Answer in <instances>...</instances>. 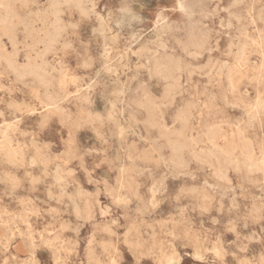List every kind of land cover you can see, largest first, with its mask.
Returning a JSON list of instances; mask_svg holds the SVG:
<instances>
[{"label":"rangeland","instance_id":"374dc122","mask_svg":"<svg viewBox=\"0 0 264 264\" xmlns=\"http://www.w3.org/2000/svg\"><path fill=\"white\" fill-rule=\"evenodd\" d=\"M263 27L264 0L1 3L0 264H264Z\"/></svg>","mask_w":264,"mask_h":264},{"label":"bare ground","instance_id":"6f19581e","mask_svg":"<svg viewBox=\"0 0 264 264\" xmlns=\"http://www.w3.org/2000/svg\"><path fill=\"white\" fill-rule=\"evenodd\" d=\"M4 1L5 0H0V4L1 3H4ZM67 1V0H66ZM182 6V5H181ZM184 7V6H183ZM215 7V6H214ZM187 8H189L188 6H187ZM204 8V7H203ZM190 10H191V8H190ZM189 10V11H190ZM8 11V10H7ZM188 11V12H189ZM192 11V10H191ZM190 11V12H191ZM202 11V10H201ZM238 14V13H237ZM212 15V14H211ZM167 17H169V16H167ZM237 17H239V16H237ZM52 18H53V16H52ZM240 18V17H239ZM54 19V18H53ZM237 19V18H236ZM218 20H220L219 18H218ZM226 20V19H225ZM239 20V19H238ZM55 21V20H54ZM117 21H119V19L117 20ZM234 21H236L235 19H234ZM240 21V20H239ZM240 23V22H239ZM57 24V23H56ZM241 26V25H240ZM242 27V26H241ZM92 28V27H91ZM264 28V27H263ZM95 29V28H94ZM176 30H177V28H176ZM99 31V30H98ZM141 31V30H140ZM142 31H144V30H142ZM94 32V31H93ZM242 33V32H241ZM96 34V33H95ZM188 34V33H187ZM98 35V34H97ZM189 35V34H188ZM192 35V34H191ZM100 36V35H99ZM101 37V36H100ZM41 38V37H40ZM102 38V37H101ZM102 40V39H101ZM151 40V39H150ZM100 41V40H99ZM151 41H153V40H151ZM199 41H200V39H199V37L197 36V35H193L192 37H191V42L192 43H194V44H196V45H198L199 44ZM44 42H46V41H44ZM116 42V41H115ZM155 44V43H154ZM143 45V44H142ZM193 45V44H192ZM156 46V45H155ZM127 49H128V47H127ZM164 49V48H163ZM154 50V49H153ZM157 50V49H156ZM205 51V50H204ZM197 55H198V53H197ZM157 57V56H156ZM154 58V57H153ZM161 58H163V57H161ZM81 60V59H80ZM83 60V59H82ZM60 63V62H59ZM82 63V62H81ZM84 63H85V61H84ZM8 64V63H7ZM86 64V63H85ZM175 66H177V63L175 62V60L174 59H172V58H164V59H156L155 61H154V67L157 69V70H159V71H169V72H171L172 71V69L175 67ZM203 67V66H202ZM4 68V67H3ZM84 68V67H83ZM85 69V68H84ZM57 70V69H56ZM40 72V71H39ZM163 74V73H162ZM220 74H221V72H220ZM165 75V74H164ZM60 76V75H59ZM96 77V76H95ZM98 77V76H97ZM34 78V77H33ZM61 79V78H60ZM63 81V80H62ZM156 81V80H155ZM159 81V80H158ZM63 83V82H62ZM160 83V82H159ZM93 84V83H92ZM169 86V85H168ZM166 88H168V87H166ZM81 89V88H80ZM87 89V88H86ZM93 89H94V87H93ZM162 90V89H161ZM84 91V90H83ZM92 91V90H91ZM174 91V90H173ZM166 93V92H165ZM69 94V93H68ZM90 94V93H89ZM145 94V93H144ZM153 94V93H152ZM250 95V94H249ZM90 96V95H89ZM142 96V95H141ZM144 97V96H143ZM146 98H147V96H145ZM144 97V98H145ZM147 100V99H146ZM147 102V101H146ZM111 104V103H110ZM112 105V104H111ZM230 105V104H229ZM19 106V105H18ZM41 107H42V105H41ZM63 107V106H62ZM31 108V107H30ZM66 109V108H65ZM134 109V108H133ZM42 110V109H41ZM67 111V110H66ZM65 111V112H66ZM37 112V111H36ZM63 112H64V110H63ZM175 113V112H174ZM13 114V113H12ZM43 114H45V113H43ZM67 114V113H66ZM101 114V113H100ZM66 117H67V115H65ZM121 117V116H120ZM64 119V118H63ZM68 119V118H67ZM4 123V122H3ZM42 123V122H41ZM169 124V123H168ZM45 125V124H44ZM109 125V124H108ZM44 127V126H43ZM40 133H41V131H40ZM245 134V133H244ZM1 140V139H0ZM42 140V139H41ZM34 141V140H33ZM44 142H47V141H44ZM50 143V142H49ZM51 145V144H50ZM257 146V145H256ZM258 147V146H257ZM260 153H261V151H260ZM64 154V153H63ZM61 156V155H60ZM63 156H65V155H63ZM123 157V156H122ZM160 159V158H159ZM64 162V161H63ZM66 167V166H65ZM120 169V168H119ZM176 169V168H175ZM38 170V169H37ZM46 172V171H45ZM48 172V171H47ZM46 172V173H47ZM90 172V171H89ZM49 173V172H48ZM121 173V172H120ZM38 176V175H37ZM136 181V180H135ZM98 182V181H97ZM107 183V182H106ZM125 183V182H124ZM138 183V182H137ZM61 184V183H60ZM135 184V183H134ZM156 186V185H155ZM166 186V185H165ZM98 188V187H97ZM45 189V188H44ZM47 189V188H46ZM57 189H59V188H57ZM100 190V189H99ZM51 191V190H50ZM55 191V190H54ZM69 191V190H68ZM163 191V190H162ZM178 191V190H177ZM19 193V192H18ZM65 193H66V191H65ZM89 193V192H88ZM102 193H104V192H102ZM115 196V195H114ZM6 197V196H5ZM116 197V196H115ZM179 197V196H178ZM58 198V197H57ZM60 198V197H59ZM217 199V198H216ZM218 199H220V198H218ZM48 200V199H47ZM62 200V199H61ZM97 201V200H96ZM63 202V201H62ZM48 203V202H47ZM58 203H59V201H58ZM78 205V204H77ZM187 205H189L190 206V204H187ZM98 206V205H97ZM104 207H105V204H104ZM107 207V206H106ZM191 207V206H190ZM228 207V206H227ZM226 207V208H227ZM97 208V207H96ZM100 207H98V209H99ZM97 209V210H98ZM104 209V208H103ZM112 209H113V207H112ZM96 210V211H97ZM128 210H130V209H128ZM185 210V209H184ZM100 211V210H99ZM103 211V210H102ZM225 211V210H224ZM98 212V211H97ZM108 212V211H107ZM31 213V212H30ZM115 213V212H114ZM181 213V212H180ZM39 214V213H38ZM110 214H111V211H110ZM155 215V214H154ZM216 215V214H215ZM72 216V215H71ZM100 216V215H99ZM103 216H104V214H103ZM113 216V215H112ZM182 216V215H181ZM109 217V216H108ZM233 217V216H232ZM74 218V217H73ZM183 218V217H182ZM230 218V217H229ZM237 218V217H236ZM66 219V218H65ZM115 219H117V218H115ZM131 219V218H130ZM105 220V219H104ZM189 220V219H188ZM228 220H230V219H228ZM132 221V220H131ZM134 221V220H133ZM114 222V221H113ZM81 223H83V222H81ZM80 223V224H81ZM125 223V222H124ZM59 224V223H58ZM57 224V225H58ZM65 224V223H64ZM70 224V223H69ZM108 225V224H107ZM117 225V224H116ZM125 225V224H124ZM112 226V225H111ZM105 227H106V225H105ZM114 227V226H113ZM116 228V227H115ZM65 229V228H64ZM79 229V228H78ZM105 229V228H104ZM113 231V230H112ZM146 232V231H145ZM92 234V233H91ZM113 254H114V252H113ZM112 254V255H113Z\"/></svg>","mask_w":264,"mask_h":264}]
</instances>
